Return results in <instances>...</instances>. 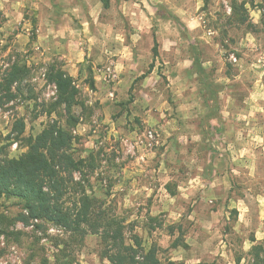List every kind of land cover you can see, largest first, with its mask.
<instances>
[{"label": "rangeland", "instance_id": "rangeland-1", "mask_svg": "<svg viewBox=\"0 0 264 264\" xmlns=\"http://www.w3.org/2000/svg\"><path fill=\"white\" fill-rule=\"evenodd\" d=\"M149 2L154 15L146 21L141 15L147 11L143 0H0V162L26 152L29 138L46 127H64L73 136L65 152L83 163L79 168L63 165V202L76 208L82 196L88 195L98 212L92 218L117 222L115 227L100 230L86 224L88 233L77 234L49 219L26 221L22 215L29 213L24 203L0 194V264H113L110 254L118 246L112 236L118 227L138 259L152 252L162 264H187L193 259H199V264H249L253 244L264 243L257 213L251 217V228L236 233L233 224L238 213L228 208V203L244 195L249 186L245 164L254 165L256 192L264 188V147L253 148L248 157L236 163H232L230 152L222 151L230 142L237 149L245 142L236 139L234 129L247 123L236 116L248 111L245 100L254 89L255 72L261 71L246 69L264 63L258 60L264 52V0H203V19L197 13L187 20L177 9L187 8L189 0ZM52 4L57 10L53 17L48 15ZM97 5L98 22L90 23L89 40L81 31V21L87 18L91 22L90 9ZM77 6L80 17L72 11ZM48 18L58 21L54 31L45 23ZM76 31L80 35L72 34ZM117 33L126 37L123 44L114 39ZM248 33L255 36L254 42L245 41ZM133 35L140 38L133 41ZM41 36L47 37L50 52L42 46ZM125 46L128 56L124 55ZM77 52L84 58L83 64L76 65L78 75L73 74L71 59ZM157 61L159 75L165 69L173 76L180 74L189 88L185 97L191 94L204 105L199 112L190 110L171 136L161 127L166 120L149 122L150 115L152 119L159 117L156 109L147 112L156 103L154 89L163 88L167 78L145 79L139 74L150 73ZM122 65H126L124 70ZM53 66L71 75L78 89L71 113L61 101L56 82L50 79ZM16 68L23 69L17 78ZM121 80L125 83H118ZM112 92L115 97H109ZM228 97L231 115L225 116L222 109ZM177 115L183 117L184 113ZM106 117L112 123L105 122ZM257 117L264 125V115L257 113ZM22 123L25 129L20 133ZM197 133L203 141L196 139ZM247 136L245 131L244 138ZM90 143L93 146L86 148ZM193 158L203 166V173L191 164ZM162 162L173 177L167 190L178 197L177 210L183 209L175 223L168 222L167 212L152 215L163 206L153 198L135 199L129 208L120 205L132 184V178L125 179L124 170L143 169L137 171L135 179L155 185ZM233 169H239L240 175L232 174ZM198 174L206 183L214 179L216 187L198 188L188 199L182 198L177 185ZM133 212L135 218H131ZM214 219L218 223L210 230L206 225ZM50 227L56 231L50 232ZM189 238L194 243H187ZM222 241L226 248L221 247ZM173 254L184 258L174 260Z\"/></svg>", "mask_w": 264, "mask_h": 264}, {"label": "clouds", "instance_id": "clouds-1", "mask_svg": "<svg viewBox=\"0 0 264 264\" xmlns=\"http://www.w3.org/2000/svg\"><path fill=\"white\" fill-rule=\"evenodd\" d=\"M155 2H163V0H155ZM144 8L147 10L146 12L142 11L141 15L144 17V19L150 20L151 15H154L152 3L149 2V0H143ZM18 7V5L16 6ZM136 7H139L137 5ZM203 7V0H189L188 7L187 8H180L177 9V12L185 19L187 20L189 17L195 16L197 13H200V18L203 19L204 13L200 12V9ZM99 8V5H97L94 8L90 9V15L92 17V21L90 22L87 18L82 19L83 29L81 30L84 35L89 36V40L92 39V36L90 35V23H96L98 22V12L97 9ZM72 11L78 16H81V9L79 6L72 9ZM127 12V9H125ZM135 14V13H134ZM254 16L257 15L255 12L252 13ZM258 22V21H257ZM73 35H80L79 31L73 32ZM133 41L138 40L140 37L138 35H133ZM114 39L120 40L121 44L124 43V40L126 37L121 36L119 33H117L114 37ZM40 41L42 46L45 47L46 52H50V45L46 43L47 37L41 36ZM245 41L248 42H254L255 36L252 33H248L245 36ZM11 51V49H9ZM124 55L128 56V49L127 46L123 49ZM117 55L119 53H116ZM247 55V53L245 54ZM71 59L74 61L73 63V74L78 75L79 69L76 68V65L83 64L84 58L81 56L78 52L71 57ZM258 60L264 61V52H261L258 55ZM167 63V62H165ZM195 61H192V64H194ZM191 66V64L189 65ZM124 67L126 65H122L121 70H124ZM256 69H261L259 72H255V75L257 77L256 83L254 85V89L250 92L249 97L245 100V103L249 105V109L246 113L238 114L236 116L237 120H245L247 123L243 126V128L234 129L236 133V139L237 140H244V144L237 149L234 142H230L228 144L227 149H222V151H228L231 153V161L232 163H236L239 160H244L245 157H248L250 155V152L255 147H264V125H261L259 123V118L257 117V113H261L264 115V63H256L253 65H250L246 71H255ZM160 68H159V61H157V66L152 69L150 73L145 74L144 72L139 73L140 75H144L145 79H148L149 76H153L158 80H164L165 77L167 78L164 87L163 88H157L154 89L155 92H157V95L155 97L156 103L152 106L147 108V112L149 114L152 113V108L154 107L156 111L160 114L159 117L156 119H152L151 115L149 118V122L153 124H158L160 120H166V125H161V127L165 128L167 136H171L173 132L178 130L179 122L181 119H187L188 113L190 110H196L199 112L204 108V105L201 103L200 98L191 97V94L189 97H185V93L189 92L188 85L184 82L183 78L180 74H176L173 76L170 72V70L165 69L163 72V75H159ZM193 75H198V73H195ZM243 75V72L236 77V79H240ZM135 76L133 77V80H135ZM118 83L124 84V80L119 81ZM228 83H231V79H228ZM192 93L196 92V89H191ZM220 95L224 96V91H221ZM109 97H115V92L109 93ZM109 97H105V100H107ZM133 104L137 103L136 101H132ZM231 103V97H228L224 109H222V112L225 116H230L231 112L227 110L228 104ZM178 113H184L183 117L177 115ZM135 114V113H134ZM171 117V120H167V117ZM107 123H112L107 117L106 121ZM213 122L218 123V121L214 120ZM39 123V122H37ZM245 131L248 133L247 138H244ZM196 139L199 141H203L202 134L197 133ZM91 143L89 145H86L85 147H91ZM167 151V150H166ZM86 154V153H84ZM82 154V155H84ZM191 164L197 165L198 172L203 173L204 168L202 165H199L196 159L191 160ZM244 167L248 169L247 176L249 178L248 184L246 190H244V195L239 196L237 198L232 199L228 203L229 209H236L238 213L237 220L233 224V231L236 233H243L244 229L251 228V217L253 213L258 214V218L260 220V229H264V188H261L259 192H256L254 184L256 183L257 177L255 173L254 165L252 164H245ZM125 171V179L132 178V184L129 190L122 196L120 200L121 208H129L133 206V202L135 199H139L140 197H143L144 199L153 198L154 200L159 201L162 203V207L156 208L153 210L152 215H158L160 212H167L168 213V222H177L179 221L181 215L183 214V209L177 210L176 207V201L178 199L177 196L172 195L167 189L168 185L172 182V175L170 170L165 166V164L162 162L159 166V169L157 170L159 172V176L155 179L158 180V183L153 184H143L140 183L135 179L137 175V171H143V169H139L137 171H128L127 169ZM232 174L234 175H240L239 169H233ZM226 176L228 173L225 174ZM76 179H79V177H75ZM216 187V181L213 179L211 182L206 183L204 180V177L202 175H196L192 176L187 179L186 182H182L177 185V191L180 193V196L184 199H188L192 194H194V191L198 188H214ZM153 193H155V197H153ZM147 211V210H145ZM226 215L229 216V219H231L230 213H226ZM136 213H132L131 218H135ZM192 218V217H190ZM141 219H143V216H141ZM218 223V220H213L212 223H209L206 225L210 230L213 226V224ZM50 232H55V228H49ZM187 243H194L192 239H187ZM221 247L226 248L227 245L222 241ZM249 245H247L245 251L248 250ZM225 256H227V253H223ZM172 259L178 260L183 259L184 257L182 255L173 254L171 256ZM50 259H55L54 257H51ZM187 264H199V259H193L187 261ZM243 264V262H242Z\"/></svg>", "mask_w": 264, "mask_h": 264}, {"label": "trees", "instance_id": "trees-1", "mask_svg": "<svg viewBox=\"0 0 264 264\" xmlns=\"http://www.w3.org/2000/svg\"><path fill=\"white\" fill-rule=\"evenodd\" d=\"M158 55V48L154 49ZM23 69L16 68L14 73H20ZM50 79L56 82L61 101L71 113L77 104L78 89L74 79L61 69L52 67ZM147 74V73H145ZM19 74L15 76L17 78ZM143 78L144 75H142ZM76 123L79 121L75 119ZM25 124L20 126L23 133ZM72 134L64 127L50 125L36 137H30L29 149L19 157L7 158L0 162V194L8 197L19 198L24 203V209L29 213L23 214L26 221L29 219H49L73 233H88L86 224L93 230L102 227H115L117 222L101 221L92 218L95 211L92 199L83 195L79 201L80 206L68 208L63 202L66 194L64 185L66 179L62 176L63 165L69 168H79L83 160H76L65 150L72 143ZM115 221V220H113ZM107 235L111 236V230L107 229ZM117 240L116 250L110 254L113 264H162L154 253L150 252L143 260L138 259L136 250L123 240L121 229L115 228L112 236ZM255 241V239L253 240ZM249 253L252 260L249 264H264V243L253 244ZM240 261V260H239ZM169 264H186L183 262L170 261Z\"/></svg>", "mask_w": 264, "mask_h": 264}, {"label": "crops", "instance_id": "crops-1", "mask_svg": "<svg viewBox=\"0 0 264 264\" xmlns=\"http://www.w3.org/2000/svg\"><path fill=\"white\" fill-rule=\"evenodd\" d=\"M53 5V4H52ZM52 9H51V11L49 10V13H48V15L49 16H51V17H53V14H54V11H57L56 10V8H55V6L53 5L52 7H51ZM52 11H53V13H52ZM58 21L56 20V19H50V18H48L46 21H45V23L49 26V29H51L52 31H54V28L56 29V27H57V25H58V23H57ZM121 62V61H120Z\"/></svg>", "mask_w": 264, "mask_h": 264}]
</instances>
